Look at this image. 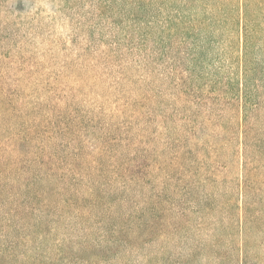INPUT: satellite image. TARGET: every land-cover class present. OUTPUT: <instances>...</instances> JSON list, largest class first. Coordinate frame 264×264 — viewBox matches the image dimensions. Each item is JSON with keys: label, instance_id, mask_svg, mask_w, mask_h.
Masks as SVG:
<instances>
[{"label": "rangeland", "instance_id": "374dc122", "mask_svg": "<svg viewBox=\"0 0 264 264\" xmlns=\"http://www.w3.org/2000/svg\"><path fill=\"white\" fill-rule=\"evenodd\" d=\"M232 13L224 0H0V150L8 153V164L25 149L9 140L13 133L23 128L32 137V147H40L43 136L53 131L44 116L58 110L80 120L82 132L63 137L60 146L53 147L56 154L68 156L74 144L96 153L100 177L81 175L80 184L99 185L103 193L118 189L90 218L77 217L74 210L63 214L53 204L49 212L32 207L23 218L16 213L22 197L18 170H0V248L14 242L8 264L34 259L35 253L44 264H79L69 262L75 259L71 254L57 255L58 250L82 241L102 247L103 230L135 229L136 214L148 195L159 193V185L149 176L136 184L123 182L117 165L134 155L133 147L138 152L151 149L152 157L159 149V161L161 147L189 151L179 162L173 195L180 211H189V220L181 219L176 229L163 226L135 247L121 242L92 264H180L192 251L190 264H205L210 260L205 261L198 248L214 237L217 250L223 251L231 234L232 248L223 259L229 264L247 233V251L264 263V18L258 16L256 32L244 41ZM217 84L228 96L237 97L238 92L254 105L245 135H239L230 104L208 107L199 102V93ZM54 87L71 89V96L58 101L53 93H42V88ZM175 94L180 98L172 102ZM166 110L176 113L174 132L166 133L168 119H159ZM212 130L214 138L206 136ZM104 134L106 146L97 147ZM240 140L248 168L243 197L260 199L248 210L255 225L243 233L239 227L235 231L233 225L226 230L222 226L229 211L237 212L227 204L238 196ZM210 147L215 151L207 155ZM31 158L25 159L24 169L33 170L34 179L39 175L40 185L46 184V174ZM208 165L211 174L204 169ZM181 167L188 170L180 172ZM51 185L61 200L64 183ZM41 215L49 228L35 231L34 240L22 241Z\"/></svg>", "mask_w": 264, "mask_h": 264}, {"label": "trees", "instance_id": "16d2710c", "mask_svg": "<svg viewBox=\"0 0 264 264\" xmlns=\"http://www.w3.org/2000/svg\"><path fill=\"white\" fill-rule=\"evenodd\" d=\"M227 1L229 6L232 9L231 18L241 25V34L244 38V41L247 40V37L251 34L254 35L256 32V28L259 26L258 16L264 18V0H224ZM207 93L200 92L198 95V100L201 104L210 107V105H214L217 102L222 104H230L231 108L236 111L235 121L238 125L239 135H245L246 126H248L249 115L251 112L252 106L248 103L244 96H239L237 92V97L228 96L222 90L221 85L207 86ZM242 89V88H241ZM240 89V90H241ZM71 89H65L64 87H54L53 89L42 88V93H46L47 97H50L48 93H53V99L62 101L65 97H70L69 91ZM75 90V89H74ZM243 90V89H242ZM46 97V98H47ZM22 97L20 96V99ZM179 95L175 94L172 97V102H176L179 100ZM62 107L67 105L66 102H56ZM256 105V103H254ZM257 106V105H256ZM253 108L252 110H254ZM176 113L174 111L166 110L165 114L160 117L167 118L168 120L165 122L164 130L166 133L174 132L175 126L174 116ZM45 122L53 126L52 133L49 134V131L46 135L43 136V140L40 142V147H32V137H28L27 133L23 128L19 129L17 132L13 133V135L9 138L10 141H14L18 145V149L22 151L23 147L25 149L22 152H18L15 156L14 162L10 165L7 161L8 153L6 150H0V170L5 173H10L12 168L16 169L19 174L20 189H22V197H20L18 203L16 204V213L20 217H26V215L30 214L32 207L35 209H39V211H48L51 205L56 207L61 213L67 214L71 210L76 212L77 217L86 216L90 218L94 211L98 208L104 209L106 203H108V196L113 193L117 194V188H112V190H108L106 192H102L99 185H81L79 182V177L81 175H92L96 174L100 177V172L102 169L101 161L96 153L85 152L77 145H73L71 147V151L68 156H61L56 154V149L53 147L60 146V142H62L63 137L67 134H71L73 138H75L79 133L82 132V127L80 124V120L77 118H72L71 116L60 115V113L49 114L44 116ZM34 125L39 126L36 120L33 121ZM42 130L40 132H45L44 128L41 127ZM214 131L207 132L206 136H210L214 138L212 135ZM212 135V136H211ZM208 138V137H207ZM107 135H102L100 137V145L97 147H105V143L107 142ZM129 140V139H127ZM126 140V141H127ZM136 141H133V143ZM167 144V143H166ZM127 145H130V142H127ZM240 147H237V155L239 156V175L237 176V200L236 198L232 201V203H228L227 205H231L235 210H237L236 214L234 212L229 211V216L227 221L222 225L227 229L233 225L235 231L239 227V232L243 233V231L253 229V225H255V218L248 213L249 207H253L256 205L260 199H252L246 200L244 195V187L245 181L243 180L244 173L248 171L247 161L245 159V148L244 141H239ZM81 147H85L84 145ZM95 147V146H94ZM134 155L132 153L123 159L121 164L117 165V169L119 171V175L122 178L123 182H133L136 184L137 181L143 182L144 178L149 176V180L154 181L157 185H159V193L152 192L148 195L144 201V206L141 207L139 215L136 214L137 222L135 224V229H126L122 227H112L107 228L102 231L101 238L103 241H106L105 245L97 246L89 244L88 242H80L77 247L72 248L71 246L65 245L63 250H58L57 255L61 257H66L67 255L75 256V259H70L69 262L78 261L79 264H92L97 261V259L101 260L104 256L107 255L109 250L118 249L120 243H125L130 247H135L138 243L145 241L147 238L154 235L156 231H159L163 228V226L172 227L176 229L180 223L181 219H185L184 222L189 220V211L186 210L185 207L180 211L179 205L175 203L173 200V195L176 193V172L179 169V162L181 159H186L188 157L189 151H176L172 147H161L163 153V159L159 161L157 159V153H161L159 149L155 150L153 157L151 149H143L142 152L135 151ZM173 149V150H172ZM101 152L103 151L100 150ZM151 151V155H150ZM213 147L208 148L207 155H212L214 153ZM138 152V153H137ZM32 155L31 161L35 166H40L39 169H43V172L46 174L45 181L46 184L40 185L38 180L40 181L39 175H37V179H34V171L24 169V162L28 155ZM165 165V166H163ZM212 165H208V168H204L206 171H209L211 174ZM188 170L187 167H181L180 172L182 170ZM91 170L93 171L91 173ZM15 172V171H14ZM153 172H156V176H153ZM23 175L25 176L23 178ZM10 178V177H9ZM247 178V177H245ZM207 179V178H206ZM53 182L62 181L64 183L63 190L65 191L64 197L61 200H57L55 193V187L51 185ZM163 189L168 190V195H165ZM258 200V201H257ZM12 202V201H10ZM29 205H26V204ZM165 204V205H164ZM49 212V211H48ZM235 216V217H234ZM43 215L37 221L33 223L29 232L25 234L22 238V241L34 240V232L37 230L43 231L48 229L46 223L42 221ZM238 230V229H237ZM228 233V232H227ZM254 233V231H253ZM252 233V234H253ZM84 234H87L85 232ZM83 234V235H84ZM257 232L255 233V235ZM254 235V237H255ZM231 234H228L229 240H225V247L223 251L217 250L216 246H218V239H211V242H205L198 248V254H202L203 257L210 260L205 264H224L223 259L227 255V250L232 248ZM248 238V233H247ZM247 238L244 237L241 239L239 253L234 261H231L229 264H264L262 261L251 255L246 249ZM227 241V243H226ZM11 242V241H9ZM231 243V244H230ZM88 244V245H87ZM14 246V242L12 241L8 245L2 246L0 248V264H8L11 257L13 255L9 252ZM90 246L89 253L87 252L86 256L79 255L81 250L84 251V248ZM221 246V245H219ZM38 253V251H37ZM79 255V256H78ZM77 256V257H76ZM92 256V257H91ZM95 257V259H94ZM189 258H185L180 264H190V258L193 257L192 254H188ZM214 258L211 260V258ZM220 257V258H219ZM212 262V263H211ZM44 261L39 260V255L35 253L34 259L25 260L21 264H44Z\"/></svg>", "mask_w": 264, "mask_h": 264}]
</instances>
